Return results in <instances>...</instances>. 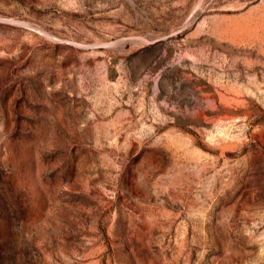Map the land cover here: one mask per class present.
I'll return each mask as SVG.
<instances>
[{"label":"rangeland","instance_id":"obj_1","mask_svg":"<svg viewBox=\"0 0 264 264\" xmlns=\"http://www.w3.org/2000/svg\"><path fill=\"white\" fill-rule=\"evenodd\" d=\"M0 264H264V0H0Z\"/></svg>","mask_w":264,"mask_h":264}]
</instances>
